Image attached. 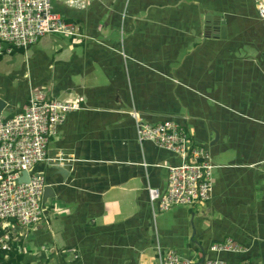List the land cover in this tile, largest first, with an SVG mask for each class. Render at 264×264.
I'll use <instances>...</instances> for the list:
<instances>
[{"label":"crops","instance_id":"1","mask_svg":"<svg viewBox=\"0 0 264 264\" xmlns=\"http://www.w3.org/2000/svg\"><path fill=\"white\" fill-rule=\"evenodd\" d=\"M70 1L53 0V11L81 36L67 37L66 52L56 44L53 64L44 53L32 57L39 70L35 81L27 78L24 98L0 92L10 116L30 95L80 105L49 137L47 156L65 160L58 165L66 178L52 163L34 167L55 192L44 203L47 223L27 230L3 223L8 237L22 243L23 264H158L157 247L191 264L203 252L226 264H264V20L254 1L86 0L85 8ZM207 14L220 16L226 39L204 35L200 18ZM132 109L149 124L179 123L211 157L232 158L212 162L208 201L170 208V227L153 217L146 190H165L166 166L180 159L137 141ZM212 129L219 139L209 146ZM122 192L135 201L123 218ZM228 238L247 251L207 253Z\"/></svg>","mask_w":264,"mask_h":264},{"label":"built area","instance_id":"2","mask_svg":"<svg viewBox=\"0 0 264 264\" xmlns=\"http://www.w3.org/2000/svg\"><path fill=\"white\" fill-rule=\"evenodd\" d=\"M259 20H264V0H253ZM84 8L85 0L70 2ZM53 0H0V56L24 51L47 34L79 38L76 25L53 11ZM75 103L29 96L21 111L0 118V220H13L21 227L47 223L43 191L47 183L34 167L47 157L49 137L63 124ZM137 141L150 142L158 149L179 157L180 163L166 166L165 190L147 188L152 212H166L173 206H192L208 201L213 192L215 166L205 146H193L189 134L179 123L168 120L149 124L130 110ZM46 159V160H45ZM63 160L56 158L50 160ZM62 163V161H59ZM26 173L27 178L22 174ZM264 247V238L262 240ZM2 249H8L3 246ZM209 254H244L247 248L231 238L211 243ZM158 264H191L180 253L156 249ZM202 264H226L220 258H205ZM239 264H252L242 260Z\"/></svg>","mask_w":264,"mask_h":264},{"label":"rangeland","instance_id":"3","mask_svg":"<svg viewBox=\"0 0 264 264\" xmlns=\"http://www.w3.org/2000/svg\"><path fill=\"white\" fill-rule=\"evenodd\" d=\"M74 1L81 2L82 0H72V2H74ZM85 2L87 5L86 0H85ZM70 5L77 7L76 3L70 4ZM86 5H85V7H86ZM70 38H73V37H70ZM56 44H58L62 47L63 52H66L70 46L69 39L67 37L62 36V35H58V34H47V35L43 36L35 45L28 48V50L27 49L24 50L26 52V54H24L25 52L22 53V51H17V52H13L11 55L0 56V92H1V94L3 96H6V97H9L12 99L17 98L20 100V99L24 98L25 93L28 94V92L30 91V90H28V86H27L26 81H28V79L35 81L37 72L39 70L35 60H33L32 57L37 56L38 54L44 53L50 59L51 63L53 64L54 60H52L53 55H51V54H52L53 47H55ZM33 48L38 49L40 52L33 54V50H34ZM75 51H77L79 53V52H81V49L77 48V50H75ZM121 55H122V52H121ZM26 59H28V60L31 59V60L30 61L27 60V64H25ZM55 59H56V57H55ZM42 71H45V69ZM23 72L26 74V76L24 78H23ZM99 80L101 81L100 85H102L106 82L105 77L101 73L99 75ZM45 91H47L46 87H45ZM55 100L75 103V102H71L67 99L66 100L55 99ZM75 104L77 105V109L74 111H71V112H75L77 110H80V105L77 103H75ZM71 112H68L67 114H69ZM129 112H130V110L127 112V115L129 118H131L129 115ZM10 114H11V107H8L2 111L1 117L2 118H8L10 116ZM49 146H51V145H49ZM231 152H233V151H231ZM210 157H211V155H210ZM46 159L52 160V158H49L48 156L46 157ZM54 159H56V158H54ZM50 160H48L46 162L50 164L51 163ZM211 160L213 163H220V162H227V161L229 162L232 160V158L230 157L229 154L228 155L212 154ZM59 161L64 162L65 160H55L54 163L57 165L62 164V163H59ZM41 163H43V162H41ZM54 163H52V164H54ZM46 183H47V181H46ZM60 183L61 182H59V184ZM46 186H49V184L47 183ZM123 193L124 192H122V218L127 215L128 210L133 209L134 204H135L134 198L132 196H128L125 193L124 194ZM199 204L200 203L195 204V206H198ZM173 209L174 208L168 210L166 213H160L158 211H156V213L152 212L153 215L155 214L153 217L156 216L155 217L156 221L162 227H164V228L170 227L173 223ZM29 228H32V227L26 226V227H24V230H27ZM21 232H22V230H21ZM21 232H20V234H21ZM188 255H189V257H192L191 253H188Z\"/></svg>","mask_w":264,"mask_h":264},{"label":"water","instance_id":"4","mask_svg":"<svg viewBox=\"0 0 264 264\" xmlns=\"http://www.w3.org/2000/svg\"><path fill=\"white\" fill-rule=\"evenodd\" d=\"M201 22V31H203L204 35L207 38H213V39H226V25L224 22H222L220 16H212V15H203L200 18ZM7 102L0 98V118H1V113L2 111L6 108ZM213 130L214 138L213 141L209 143V146H213L216 144V142L219 139L218 133L216 130ZM52 170H55V172L59 175L62 176V178H66L68 175V171L65 168H62L61 166L57 164H53L51 166ZM25 178H27V174L23 173L22 174ZM46 186L43 191V203L47 201V199L54 198L55 192L54 188L50 186ZM194 234V233H193ZM201 249L202 247L199 246ZM203 252V249H201ZM205 259V254L203 252L202 257L199 261V264H202L203 260Z\"/></svg>","mask_w":264,"mask_h":264},{"label":"trees","instance_id":"5","mask_svg":"<svg viewBox=\"0 0 264 264\" xmlns=\"http://www.w3.org/2000/svg\"><path fill=\"white\" fill-rule=\"evenodd\" d=\"M7 222L10 225L16 224L13 220H0V240H5L8 249H2L0 242V264H23V253L21 251L22 243L15 241L12 237H8V228L3 225ZM237 241V240H236ZM228 254V253H227Z\"/></svg>","mask_w":264,"mask_h":264}]
</instances>
